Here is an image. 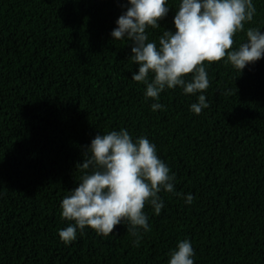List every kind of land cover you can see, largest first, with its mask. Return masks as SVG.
Instances as JSON below:
<instances>
[{
	"label": "trees",
	"instance_id": "obj_1",
	"mask_svg": "<svg viewBox=\"0 0 264 264\" xmlns=\"http://www.w3.org/2000/svg\"><path fill=\"white\" fill-rule=\"evenodd\" d=\"M180 0L149 26V40L174 29ZM237 32L264 31V0ZM126 0H0V264H168L188 239L195 264H264V58L240 73L223 58L205 61L210 106L179 86L153 111L131 44L110 33ZM189 74V78H190ZM127 128L146 136L176 174V193L161 191L159 214L145 205L151 231L139 245L123 223L112 235L86 227L71 243L59 229L61 201L77 186L84 146Z\"/></svg>",
	"mask_w": 264,
	"mask_h": 264
},
{
	"label": "clouds",
	"instance_id": "obj_2",
	"mask_svg": "<svg viewBox=\"0 0 264 264\" xmlns=\"http://www.w3.org/2000/svg\"><path fill=\"white\" fill-rule=\"evenodd\" d=\"M126 10L116 20L110 35L127 40L138 71L131 79L146 85L145 97L155 101L153 111L164 109L160 95L165 89L182 88L198 95L190 111L200 114L210 106L204 94L210 85L205 61L225 58L240 73L264 58V31L248 28L246 41L233 48L234 35L253 20V0H180L174 16V31L164 30L159 41L149 40L147 29L161 28L160 20L170 9L168 0H126ZM189 74L190 78H189ZM81 177L77 186L61 201L62 217L69 223L59 229L65 243L77 238L86 227L101 235H112L124 224L139 245L143 232L151 231L145 205L159 214L165 206L161 191L175 193L191 205L195 196L176 193V174L159 157L156 146L146 136L133 138L127 128L98 133L84 146L83 161L77 164ZM168 264H195V249L188 239L179 241L169 253Z\"/></svg>",
	"mask_w": 264,
	"mask_h": 264
}]
</instances>
